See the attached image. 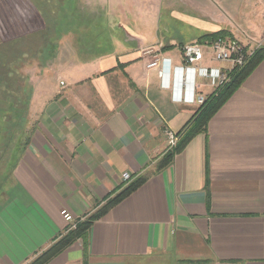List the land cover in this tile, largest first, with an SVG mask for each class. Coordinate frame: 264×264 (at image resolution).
<instances>
[{"label":"crops","instance_id":"obj_1","mask_svg":"<svg viewBox=\"0 0 264 264\" xmlns=\"http://www.w3.org/2000/svg\"><path fill=\"white\" fill-rule=\"evenodd\" d=\"M142 4L153 21L146 9L137 17L106 16L128 31H105L109 43L94 47L91 59L74 65V79L60 82L56 96L30 111L39 126L0 200V264H30L67 234L63 211L85 218L144 176L84 239L48 264H264V59L212 117L207 133L157 170L173 149L165 129L179 133L201 106L195 96L207 99L217 87L184 65L181 50L206 41L209 32L181 42L180 34L160 31L161 0ZM189 5L199 15L218 6ZM171 11L170 30H195L199 15L183 22ZM216 26L257 49L251 37ZM157 57L172 62L166 81L147 68ZM200 66L229 67L210 56ZM125 173L132 176L127 182Z\"/></svg>","mask_w":264,"mask_h":264},{"label":"rangeland","instance_id":"obj_2","mask_svg":"<svg viewBox=\"0 0 264 264\" xmlns=\"http://www.w3.org/2000/svg\"><path fill=\"white\" fill-rule=\"evenodd\" d=\"M143 1L156 3L158 0H64L59 10L56 7L52 8L54 12L57 10L55 14L60 20L59 30L53 31V34L50 33L55 40V48L48 49L43 58L29 55L17 61L15 59L17 55L10 56V52H14L9 46L10 43L14 42L12 45L19 43L18 50L21 52L22 43L26 44L30 41L26 38L33 33V29L42 27L43 18L30 0H0V71L3 70V66L8 68L11 66L12 72L9 83L0 87V100L9 104L11 102L15 107L24 109L23 112L0 113V200L12 181L26 146L31 142L35 128L39 126L36 118H30V111H37L38 105L40 107L43 105L42 101L56 96L61 88L60 82L74 79V65L91 59L94 56L91 52L96 49L94 47H97L99 43L104 45L109 43L110 39L103 36L105 31L116 29L128 31L121 26V23L116 21L113 23L111 19H108L109 16L117 17L123 13L125 16L129 14L136 17L142 16L144 9L148 10L147 7H142ZM161 1L163 21L160 24V31L167 32L169 36L180 34L181 42L200 41L197 39L207 32H209L208 35L221 33L222 31L216 32V25L225 24L227 28L236 29L238 38L243 35L247 39L251 37L250 40L254 39L253 47L264 48V8L259 3L260 0H211L218 5L217 10L210 8L209 13L202 12V15H199L201 13L195 8L190 7L191 0ZM170 10L178 14V18L184 19L181 20L183 22H190L189 19L194 13L199 15L198 22L193 24L195 30L188 33L179 31V28L170 30L175 20L169 13ZM202 10L203 8H200V11ZM216 11L219 15L215 14ZM148 13L152 14V11L148 10ZM201 16L207 17L201 18ZM150 18L153 21V14ZM251 23L253 26L250 28ZM137 25L133 23L130 26L136 29ZM188 35L193 38H189ZM118 41L121 43L123 40ZM31 44L32 51H36L38 41L32 40ZM16 72L22 76L18 77ZM19 86H24L25 89L20 90L18 94ZM129 180H125L122 176L123 182ZM103 206L85 218L70 213L73 221H66L67 233L75 231Z\"/></svg>","mask_w":264,"mask_h":264},{"label":"trees","instance_id":"obj_3","mask_svg":"<svg viewBox=\"0 0 264 264\" xmlns=\"http://www.w3.org/2000/svg\"><path fill=\"white\" fill-rule=\"evenodd\" d=\"M32 4L35 6L36 10L43 18L42 27L33 29V33L27 36V40L29 42L22 43L21 52H19V43L12 45L14 42H9L10 47L14 52H10V56L17 55L15 59H25V57L32 55L37 56L38 58H43L44 53L48 49L55 48V40L51 34L57 32L59 30L60 20L58 16L55 14L59 8L62 7V3L64 0H30ZM57 8L54 12L52 8ZM51 33V34H50ZM228 35L227 32L222 31L221 33H217L215 35H208L205 38L214 39L217 37H226ZM24 39V40H26ZM203 39L201 41L207 40ZM26 40V41H27ZM32 40L38 41V46L36 51H32L33 47L31 44ZM53 45V47H52ZM4 46V45H3ZM5 47V46H4ZM16 50V51H15ZM264 59V48H257L248 62L241 68L234 69L228 78V81L222 86L218 87L215 93L210 95L205 103L200 106L195 115L190 119V121L185 125V127L177 133L178 143L176 147H174L171 151L167 152L163 158L158 162L156 168L157 170H161L167 167L173 157L180 153L197 135L202 133H207L208 124L212 117L217 113V111L226 103V101L233 95V93L241 86L244 80L252 73V71L260 64V62ZM16 61V62H17ZM9 65V64H8ZM6 69V70H5ZM11 66L5 67L3 66V70L0 71V87L4 86V84L9 83L10 75L12 72L10 71ZM17 73V72H16ZM17 76H22L17 73ZM16 76V78H17ZM25 89L24 86H19L17 92L19 94L20 90ZM8 111L13 112H23L24 109H19L15 107L14 104L10 102L7 103L5 101L0 100V113H7ZM147 179V176L142 177L141 179L133 182L128 187H126L122 192L108 200V202L87 222L77 227L75 231L65 234L61 239H59L55 244H53L47 251L43 252L39 257H37L30 264H48L55 256L62 253L64 250L73 245L77 240L84 239L86 234L89 232L92 224L104 217L112 208L121 203L125 198L131 195L136 189H138Z\"/></svg>","mask_w":264,"mask_h":264},{"label":"built area","instance_id":"obj_4","mask_svg":"<svg viewBox=\"0 0 264 264\" xmlns=\"http://www.w3.org/2000/svg\"><path fill=\"white\" fill-rule=\"evenodd\" d=\"M184 65L192 68L195 74L202 77H207L212 80L215 87H220L228 81L230 73L236 69L243 67L254 51H249L239 41L228 37H217L215 39L206 40L204 42H195L184 45L182 48ZM210 56L214 62L227 64L226 69L218 68H204L200 63ZM148 69L155 70L158 78L166 81L171 78L173 68L171 60L167 58L157 57L155 60L147 65ZM182 84L187 82L183 80ZM206 101L204 96H195V102L203 105ZM165 136L170 148L176 147L178 143V136L170 129H165ZM125 180H129L131 175L125 173L123 175ZM62 215L67 222L73 221V217L67 211H63Z\"/></svg>","mask_w":264,"mask_h":264}]
</instances>
